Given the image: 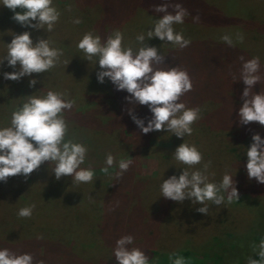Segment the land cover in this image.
Masks as SVG:
<instances>
[{"label": "trees", "instance_id": "1", "mask_svg": "<svg viewBox=\"0 0 264 264\" xmlns=\"http://www.w3.org/2000/svg\"><path fill=\"white\" fill-rule=\"evenodd\" d=\"M72 3L73 0H56L53 5L60 10V16L53 30L51 32H44L42 29L38 30L41 38H48L50 46L59 48L62 51L66 49L75 34L82 35L85 31H92L95 35H99L103 30L100 28H107L110 23V21L94 20L90 15L93 14L91 9L79 11L76 7L73 8ZM240 3L247 5L251 9H254L258 4H263L262 0H240ZM215 13L216 17L225 21L224 29H217L219 34L216 40L213 39L212 32L208 33L205 29H187V25L185 24H192L185 17V23L183 25L177 24L181 28H177L175 31L181 32L185 38L190 40V44L185 48H179L170 42H163L162 48L159 47L157 49L165 56L164 63L166 65H158L157 67L178 66L188 72L192 81V89L183 94L179 102H183L188 108L198 107L200 109V118L193 122L192 134L185 136L184 141L190 144V140L197 138L209 140L213 145L212 153L216 149L223 151L233 150L237 155L236 157H232L233 167L227 171L231 173L235 167H244L246 159L241 157V154L244 152H239L238 144H227L219 137L214 138V135L233 130L243 135L244 139H251V135L254 133H259L264 138V126L259 125L258 122H249L246 126L239 125L237 118L238 109L242 104L241 93L245 87L240 80V68L243 62L241 58L248 60L252 57H259L256 56L258 54L264 55V53H257L256 51L257 43L264 46V11L259 12L254 18L253 15H245L244 19H242L240 12H238L239 16H236L235 13L233 15L223 13L222 9ZM12 15L13 12L10 10L8 13L6 8L0 14V56L6 53L4 46L5 43H8L12 39L11 35L13 33L19 34V29L16 32L15 30L11 31L9 26H3L4 23L14 21ZM74 15L80 16L81 20L83 18L88 19V16L91 19L87 23L77 27L72 24L73 21L70 19ZM161 15L163 14H150V16L158 17ZM194 15L199 17V20L196 21L197 23L202 24L204 22L205 15L201 13L199 8ZM121 17V11L114 15V20H111L114 22L112 26L122 27L124 22H120ZM69 20L72 22L69 23L71 25V33L67 34L62 30V26ZM84 25H87L85 26L86 28ZM230 29H234L236 33H231ZM133 30L136 33L135 35H137L146 31L147 27L136 25ZM106 33V37L100 36L102 42L111 35L109 32ZM224 34L232 37L233 44L231 46L220 39ZM237 34H241L243 40H236ZM145 43H147V37ZM135 44V49H138L140 45L137 42ZM148 44L149 46H154L160 43H158V38L155 39L153 37L148 41ZM67 54L73 57V59L67 61L62 54L56 65L46 73H33L31 76H25L19 80L0 78V86L4 87L6 83L12 85L14 87L12 99L19 102V105L26 102L20 100L23 97V92L16 90V85H23V81L25 82L24 85H28L27 94L43 95L48 91V88L65 93L66 98L73 101V110H77L74 116L69 113L64 115V119L68 124L65 139L81 142L87 137L88 142H83L89 143L91 141L92 147L89 144L88 148L86 147L87 153L85 162L82 164L84 165L83 168H86V165L91 162L90 158L96 159L104 155V152H102L103 147L99 146L101 132H98L100 126L105 127V125H102V120L106 121L107 124L105 128L106 132L102 133L105 136L110 134V138L113 137V145L127 147L133 153L137 150L138 155L141 153L142 146L150 147L147 138L155 132L166 136L169 143L163 147H156L159 150L157 156V159H159V173L156 176L141 177L138 175L137 168L134 169V165L132 164L127 171L119 176L116 175L119 171L117 167L113 168L114 170L112 169L110 172L102 173L100 171L101 173L99 172L100 174H98V169L95 166H90L95 173L93 181L90 183L91 190L89 191V195L95 200L88 201L86 199L85 201L90 203L93 211L97 209L96 202H100L98 207L103 214L96 218L88 217L87 223L89 220H93L91 224H87L85 221L70 223L67 228V234L73 236L75 240L78 236L82 235L86 240L92 241L91 245L95 243L100 245L97 251L102 253L103 256L101 259H95V262L83 263L77 259V256H74L72 249L69 252L66 251L65 246L72 247L77 244L74 239H70L66 242L68 243L67 245H63L64 256L59 260L58 264H116L113 248L115 247V241L123 235L133 236V246L145 252L149 258V264H172L169 259V254L172 253L183 256L186 264H248L247 259L249 257L252 256L253 259H258L254 248L259 240H256V238H254L255 240H249L245 236V234L248 235L249 233L248 224L252 217L255 219L256 214L248 211V208L240 210L237 206V200H233L230 203L225 202L219 206L207 202L208 212L213 214L212 217H207L196 211V208L201 206L199 204L192 205L187 199L182 203H177L160 197L159 185L162 175L163 179H167L173 174L178 176L181 170L177 168L186 167L178 164L171 158L175 147L182 142L183 138L178 139L174 135L171 136V133H166L163 130L152 131L147 134L141 133L128 115L127 109L132 108L133 113L137 117L147 119L150 118L147 107L129 104L124 99L127 94L124 91H116L107 79H105L104 88L99 90L96 89L99 87L91 85L96 79L92 73H86L80 78L79 82L83 85L82 90L73 85L74 81L69 84L67 76L68 78L73 76L68 74V65L77 61L81 69L84 70L88 67L89 62L84 59L82 51L75 49L73 46L67 48ZM259 60L260 68L258 75L260 76V81L253 86V92H264V60L261 57H259ZM217 70H220L221 73L217 74ZM4 71L11 72L14 69L6 66L5 62L4 65H0V76H2ZM210 71L215 75L212 85L208 84L206 79ZM47 73L49 76L50 74L52 76L59 74L57 76L58 81L56 83L51 82L55 86L47 85ZM218 76L219 78H216ZM34 77L38 81L30 87L29 80ZM41 91L44 93H41ZM6 123H10V119ZM77 135L79 140L75 141L73 136ZM99 147V151L91 149L96 148L97 150ZM160 152L162 153L161 155ZM133 153L125 155V159H131L133 162L135 157ZM207 163L210 166L208 170L210 181H219L226 171L220 169V162L217 159L216 153H210L207 157ZM14 184L18 185L19 180L15 179L11 181L7 179L6 182H0V223L14 224L13 226H16L17 229L14 231L13 227L12 235H14L13 231L18 233L19 224L13 223L10 220L11 218L6 216L11 214L13 206L21 199L23 191L29 189L22 186L18 190V200L13 195ZM153 186L156 188V191L152 190ZM262 186L264 184L258 183L255 178L249 179L247 177L240 186L236 184L238 200L243 194H249L252 200L261 199L264 196V188ZM146 190L151 193H149L150 197H145L144 199L142 192ZM158 203L159 209L157 213L155 216H149V220L146 221L142 215V213L144 214L143 207L148 204L152 209ZM177 214L179 216L176 218ZM242 220L245 224V232L240 231ZM72 225H75L76 233ZM170 229L173 231V238L170 237L167 241L163 240L161 232L171 231ZM158 230L161 232H158ZM178 230L182 232L184 245L180 244L177 249L173 250L170 241L177 239ZM239 235L241 237L237 239ZM66 237L64 235V238ZM15 244V253H31L35 255V244L31 239H19L18 243L15 240ZM58 245L60 244H56V246ZM68 253H71V255H68ZM232 259L234 261L231 262ZM34 261L35 259H33V264H37Z\"/></svg>", "mask_w": 264, "mask_h": 264}, {"label": "clouds", "instance_id": "2", "mask_svg": "<svg viewBox=\"0 0 264 264\" xmlns=\"http://www.w3.org/2000/svg\"><path fill=\"white\" fill-rule=\"evenodd\" d=\"M0 6L13 12L12 19L22 28L42 29L51 32L59 19L60 13L53 5V0H0ZM172 12L168 11L169 7ZM20 9V11H16ZM155 13H162L154 19L146 33L137 34L135 39L140 45L135 51L131 47H122L123 33L114 30L103 42L99 35L92 31L86 32L79 39L76 47L82 51L84 59L92 61L95 58L96 80L103 84L105 79L116 91H124V99L129 104L146 106L150 118H140L133 113L132 108L127 112L140 132L147 134L163 130L176 138H183L175 147L171 158L186 167L180 169V174L161 178L159 185L160 197L177 203L188 200L198 213L207 215L208 203L221 205L225 202L238 200V191L234 175L225 172L221 179L210 181L208 163L200 168L193 166L201 163L202 154L193 144L184 141L185 136L192 134V124L200 118L198 107L188 108L180 97L191 91L192 81L188 72L178 66L160 68L165 56L155 46H149L148 41L153 37L164 42H170L179 48H185L190 40L179 31H174V25L183 24L189 15L180 3L169 5L161 3L153 8ZM194 21L199 17L194 16ZM79 24V18L73 21ZM10 42L5 43L6 53L0 56V65L11 67L14 71L3 72L5 80H19L33 73H46L53 68L63 54L62 50L50 46L48 38H39L35 42L30 31L12 34ZM147 36V43L145 39ZM220 39L231 46L233 39L224 34ZM236 40H243L241 34ZM240 68V80L245 85L242 93V104L238 109L239 125L258 122L264 126V92H253V86L260 81L259 57L243 60ZM18 65V68H17ZM37 81L29 80V86ZM22 103L11 113L8 126H0V182H6L9 177L21 175L27 178L34 170L45 162L51 164V174L56 180L62 176H71L72 183H89L93 181L94 171L91 167L82 168L85 162L87 148L82 143L65 139L68 124L63 117V111L73 107V101L66 94L48 90L43 95H26ZM244 165L247 177L264 184V138L259 133L251 135V143L245 152ZM118 168L117 176L122 175L132 164L131 159L114 161L111 153L104 159L107 172L113 165ZM164 174V173H163ZM32 207L18 209L17 215L29 217ZM39 238V237H37ZM133 236L123 235L115 241L113 256L116 264H149V258L141 249L133 246ZM258 259L248 258V264H264V237L260 238L254 248ZM172 264H186L185 258L174 253L169 254ZM0 264H33L31 253L10 251L0 247ZM43 264V262H40Z\"/></svg>", "mask_w": 264, "mask_h": 264}, {"label": "rangeland", "instance_id": "3", "mask_svg": "<svg viewBox=\"0 0 264 264\" xmlns=\"http://www.w3.org/2000/svg\"><path fill=\"white\" fill-rule=\"evenodd\" d=\"M55 1L56 0H53V4ZM262 2L263 4H258L254 9H251L247 7V5L240 3V0H73L72 6L73 8L76 7L79 11L91 9L93 14L90 15L94 20L97 19L98 21H110L107 28L99 27L100 29L104 30L100 32L101 34L104 35H101L98 32L97 34H99V36L106 37L107 35L106 32L112 33L114 30H119L123 33V37H124L122 40V47H131L135 51L136 33L134 32L133 28H135L136 25L146 26L147 29L150 28L152 26L153 20L159 18L158 16H150V14L155 13L153 8L158 4L167 3L169 5H174L176 3H180L182 7H184L189 13V15H187L186 17L187 20L192 24V25L185 24L187 25L186 28L187 29L194 28L197 30L205 29L207 30L208 33L212 32V37L214 40H216L219 34L217 29L220 30L224 29L225 21L221 18L216 17L215 12L222 9L223 13L225 12L226 14L229 15H233L235 13L236 16H239L238 12H240L242 19H244L245 15L247 16L253 15L254 18V16H257L259 12L264 11V0H262ZM4 8L6 7L0 6V14L2 13V10ZM198 8L201 10V13L205 15V20L202 24H199L193 20V17L195 16L194 14ZM57 10L60 12L59 9ZM7 11L8 13L10 12L9 9H7ZM120 11L122 13L120 22H124L123 26L122 27L112 26L114 22L111 20H114L113 19L114 15H116ZM168 11L169 12L173 11V8L170 6L168 8ZM72 18H70L72 21H74L75 18L76 19L79 18L80 23L75 24L72 23L71 20L67 21L62 26V30L67 34L71 33V28H70L71 25L69 23H72L74 26L79 27L87 23L91 19V18L89 19L88 16V19L83 18L81 20V17L76 15H74ZM184 20L186 19L184 18ZM7 23H4L3 26L6 27L9 26L11 31L15 30L16 32H18L19 29V34L23 31H30L31 38L33 39L34 42L37 39L41 38L40 37L41 34L36 29L22 28L15 21L7 22ZM85 26L87 25H84V27ZM173 27H174V31L177 28H181L180 26L177 25H174ZM230 30L231 33L233 32L234 34L236 33L234 29H230ZM84 33H86V31ZM144 33H146V31H144ZM83 34L82 35L75 34L69 45L66 47V49L62 51L67 61L73 59V57H70L67 54V48L73 46L75 49H78L76 47V44L79 41V39L83 36ZM163 42L164 41L158 39V43L160 44L154 46L158 49L159 47L162 48ZM4 47L6 48V45ZM256 51L257 53H264V46L257 43ZM256 56H259L264 60V55L258 54ZM95 63H96L95 58H93L92 61H89L88 67L84 70L81 69L77 61L70 63L68 65V74L73 77L68 78L67 76V82L70 84L72 81H74L73 85H75L76 88L82 90L83 85H81L79 80L86 73H92L96 77L98 66L95 67ZM220 73L221 71L217 70V74ZM58 75L55 76H52L51 74L50 76L48 75L47 85L55 86L52 83H56V81H58L57 80ZM214 77L215 75L213 72L211 71L208 72L206 78L207 83L212 85L213 84L212 82L214 81L213 80ZM0 78L3 79V76H0ZM216 78H219V76ZM36 81H38V79H36ZM24 84L25 82L23 81V85L20 84L16 85V90H21L23 92V97L22 99H20L22 101H26L27 100L26 95H30L26 93V91L28 90V85H24ZM104 84L105 83L103 84L98 83L96 79L93 83H91V85L99 87L96 88L97 90L104 88ZM13 88L14 87L10 84L8 85V83H6L4 87L0 86V118H1L0 126L2 125L8 126L9 123L6 122L11 118L12 111L19 106V102L12 99L13 98L12 95L14 96ZM48 90H51V88H48ZM41 93L44 92L41 91ZM73 109L74 108H71L69 110H64L63 117L64 115H67L66 113H69L72 116H74V114L77 113V110H73ZM102 121H103L102 125H105V127L100 126L98 132H101L99 146L103 147L102 152H104V155H101L96 159L90 158L91 162L86 165L87 167L95 166L98 169L97 170L98 174H100L101 172L102 173L110 172L112 171L113 168L116 167L114 163V165L111 168H109L107 172L102 170L105 167L104 159L106 154L111 153L115 161L119 159H125L124 157L125 155L129 153H133L127 147H119L118 145H113L112 143L113 137L110 138L111 137L110 134L105 136L102 133V132H106L105 128L107 126L106 121L104 120ZM237 133L238 132L233 130L224 131L215 134L214 138L219 137L223 139V141L226 142L227 144H231V145L238 144L239 152L240 151L244 152L241 154V157L247 159L245 156V152H246V148L251 143V139L250 138L244 139L243 135ZM73 138L75 141L79 140L78 135L73 136ZM87 140H88L87 137L83 139V141H87ZM83 141L78 143H82L87 148H88V144L90 145V147H92L91 141L89 143H85ZM147 141L150 143L149 144L150 147L142 146V149L140 150L141 151L140 155H138L137 150H135L136 152L134 151L133 153L135 157L133 159L132 165H134L133 167L134 169L137 168L138 175L141 177H152L158 175L159 159H157V156L159 154V150H157L156 147H163L165 146V144L169 143L166 136H163L159 132H155L153 135H150L147 138ZM190 141H191L190 144L195 145L202 154L201 163L193 167L200 168L202 164L207 163V157L210 155V153L211 154L216 153L217 159L220 162L219 163L220 169L222 171L223 170L229 171L233 167L232 157H236L237 155L233 150L223 151L216 149V151H213L212 153L213 145L211 144V141L206 140L204 138H197ZM91 149L94 151H99L100 147L97 150L96 148H91ZM161 152L160 155L163 153ZM48 163L49 162H45L44 164L40 165L39 168L34 170L27 178L21 175L14 176L13 178L11 177L8 178V180L11 181H14L15 179L19 180L18 185L14 184L15 194L13 191L14 197L18 198V200H19L18 190L22 186L28 187L29 189L23 191L21 199L13 206V210L11 211V214L6 216L8 218H11L10 220L13 223L19 224L18 233L14 232L17 229L16 226H13L14 224L13 225L6 224V222L0 223V247L8 248L10 251L15 252V246H14L16 245L15 240H17L18 243L19 239H25V240L31 239L32 242L35 244V250H36L35 255L32 254V256L33 259H35L34 262H36L37 264H40V262H43V264L44 262L45 264L59 263V260L62 259L64 256L63 245H67L68 244L66 243L67 241H69L70 239H74L73 236L67 234V228L70 225V223L72 222L81 223L82 221H85V223H87L88 217L91 216L92 218H96L103 214L101 213V209L98 207L100 205V202H96L97 205L96 211H93L92 210L93 208L90 205V203H87L88 201L95 200L93 197L89 195V191L91 190L90 187L91 182L80 183V184L72 183L71 176H62L59 180H56L54 178V175L51 174L52 165L50 164L48 166ZM81 167L83 168L84 165H81ZM209 169L210 166L208 167V170ZM230 174L234 175V180L236 181V184L238 186H240L243 183V181L247 179L245 167H235L232 169ZM82 185H84L85 188ZM262 187L264 188V186ZM147 190L145 192H142L144 194V199L145 197H150L149 193L151 192ZM152 190L156 191V188L153 186ZM86 199H88L87 202L85 201ZM27 206H33L31 216L29 217L18 216L17 215L18 209ZM237 206L240 208V210H244L248 208V211L254 212L256 214L255 219L252 217V219L250 220L248 224L249 233L248 235L245 234V236L249 240H255L254 238H256V240H260V238L264 237V196L261 199L252 200L249 194H243V196L239 200H237ZM143 209H144L143 210L144 214L142 213V215L145 218V220L148 221L149 216L151 215L155 216V214L157 213V210L159 209V203L156 206H154V208L152 209L149 207L148 204H146L143 207ZM178 216L179 214L176 215V218ZM206 216L212 217L213 214L211 212H207ZM92 221L89 220L87 224H91ZM72 226H73V230L76 233L77 230L75 225ZM13 227H14V231H13L14 235H12ZM244 227L245 224L242 220L240 226L241 232H245ZM180 230H178L177 232L178 235L177 239L170 241L173 246V250L177 249L180 244L184 245L182 232ZM158 232L161 231L158 230ZM64 235L67 237L64 238ZM161 235L163 237V240L167 241L170 237L173 238L172 237L173 231L172 230L166 231L165 233L161 232ZM240 237H241L240 235L237 236V239H240ZM75 241L77 242V244L73 245L72 247H68V246L65 247L67 252H69V250L72 249L74 251V256H77L78 260L82 261L83 263H86V262H95V259L102 258L103 256L102 253L97 251L100 245H97L96 243L91 245L92 241L89 239L86 240V238L83 237L82 235L78 236ZM56 244H60V245L56 246ZM165 246H163V248H165ZM68 255H71V253H68ZM232 261H234V259H232L231 262Z\"/></svg>", "mask_w": 264, "mask_h": 264}]
</instances>
